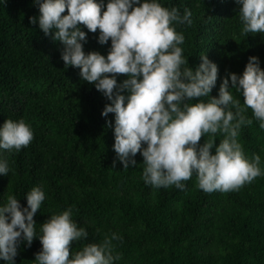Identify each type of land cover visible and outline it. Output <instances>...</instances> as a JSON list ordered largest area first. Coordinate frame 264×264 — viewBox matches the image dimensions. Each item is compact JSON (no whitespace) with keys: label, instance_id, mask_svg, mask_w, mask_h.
Instances as JSON below:
<instances>
[{"label":"trees","instance_id":"trees-1","mask_svg":"<svg viewBox=\"0 0 264 264\" xmlns=\"http://www.w3.org/2000/svg\"><path fill=\"white\" fill-rule=\"evenodd\" d=\"M0 264H264V0H0Z\"/></svg>","mask_w":264,"mask_h":264}]
</instances>
